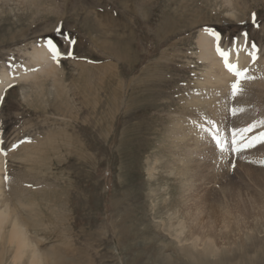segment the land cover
Listing matches in <instances>:
<instances>
[{
    "label": "rangeland",
    "instance_id": "rangeland-1",
    "mask_svg": "<svg viewBox=\"0 0 264 264\" xmlns=\"http://www.w3.org/2000/svg\"><path fill=\"white\" fill-rule=\"evenodd\" d=\"M205 32L255 54L235 96ZM20 68L0 96V264H264V0H0V76ZM229 131L252 146L211 143Z\"/></svg>",
    "mask_w": 264,
    "mask_h": 264
},
{
    "label": "bare ground",
    "instance_id": "bare-ground-1",
    "mask_svg": "<svg viewBox=\"0 0 264 264\" xmlns=\"http://www.w3.org/2000/svg\"><path fill=\"white\" fill-rule=\"evenodd\" d=\"M207 34L208 33L205 32L204 34H200L199 37H198L199 59L201 61H206L207 69L213 71L212 72L213 74L210 73L212 75V80L214 81L215 85L218 84V86H219V88H216V89L213 88V89L216 90V92H218L217 94H219V93H221V90H225L226 88H228L231 85V83L236 79V77H235V75L232 72L227 70V68L225 66V60H224V58L221 55L218 54L217 47H219L221 50L225 51L227 53L228 61L230 63H232V64L237 65L240 69H247L248 68V63L251 61L250 59H253V57H252V55H250L248 53L244 54L243 48L240 47L243 44V39L236 40L235 43H234V46H232V45L231 46H229V45H221L219 43L220 41H219L218 37H214V39H210V37L206 36ZM238 42H239V45L237 46L236 44ZM235 49H237L239 52L234 53ZM47 50L48 49H47L46 46L45 47L40 46L39 48L37 47V49H35L34 52H33L34 53V57L35 58L37 57L36 60L38 61V60H40L39 58H41L44 62H48L49 61V54L47 53ZM33 53H32V55H33ZM239 54H241L240 56H243L244 59L239 58ZM38 62H40V61H38ZM35 65L36 66H33L35 68V69L33 68V71L37 70V69H40L42 64L41 63H37ZM253 66H254V64H253ZM259 66H261V65L259 64ZM253 68H255V67H253ZM51 69H53V68H51ZM24 70H23V68H20V69H18L17 72H15L14 75H8V72L4 71V73L0 76V96H1V93L4 92L5 88L11 86L12 83L18 81L19 79H25L26 80V79L29 78L30 75H32L30 73V70H26L27 72H24ZM42 70H44V69H41V71ZM39 72H40V70H39ZM205 82H210V79H206ZM216 87H217V85H216ZM205 88H207V87H205ZM211 89H209V90H211ZM210 93H211V91H210ZM213 93L215 95V91H213ZM189 98H190V96H189ZM196 99H199V98H196ZM200 100H202V99H200ZM186 101H187V99H186ZM195 101H197V100H195ZM198 102H200V101H197L196 103H198ZM259 179H261V178H259ZM2 215H3L2 212H0V221H2V219H1V217L3 218ZM21 232L22 231L20 230V227L16 223H13L12 226H11V230H10V233H9V239L8 240L9 241H13V242L16 243L15 245L17 246L16 249H17V253H18L17 257H20V254L23 252L22 248L23 247L26 248V245H27V243H26L27 240H25V236H23V234ZM32 258H33L32 260H34L35 257H32Z\"/></svg>",
    "mask_w": 264,
    "mask_h": 264
},
{
    "label": "snow or ice",
    "instance_id": "snow-or-ice-1",
    "mask_svg": "<svg viewBox=\"0 0 264 264\" xmlns=\"http://www.w3.org/2000/svg\"><path fill=\"white\" fill-rule=\"evenodd\" d=\"M205 30L209 31L213 35H216V33L212 32V30H210V29H205ZM245 36H246V34H245ZM70 43H75V41H70ZM46 44H47V47L49 48V51L51 52L52 58L54 60L58 61V57L61 56V55L67 56L68 58H72L74 56V53H73V51L71 49H69L65 53H61L59 51V49L57 48V46L55 45V43L52 40H50V39L46 42ZM255 48H256V46H255V44H253L252 45V49L254 50ZM217 52H218L219 55H221L224 58L225 66L229 69V71L233 72V74L236 77V79L231 83V94L233 96H235V95H237V93L239 91H242V88L240 86L241 80L242 79H251V77L247 76V74H246L247 73V69H240L237 65L230 63L228 61V59H227V53L225 51H223L219 47H217ZM249 54L252 55L253 59L256 58L254 52H250ZM236 111H237L236 109H233V113L234 114H235ZM213 138L215 139L217 147H219L221 149V151H224L225 150L224 149V144L221 142L219 136L218 135H214ZM257 142H259V141H257ZM16 146H17L16 144L12 145L13 148H15ZM250 146H252V142L251 141H249L247 144H243V145L237 146V141L235 139V133H234V139L232 141V149H231L233 152H238V151H240L241 148L250 147ZM262 163H264V161H262ZM5 179H7V176L5 177Z\"/></svg>",
    "mask_w": 264,
    "mask_h": 264
}]
</instances>
